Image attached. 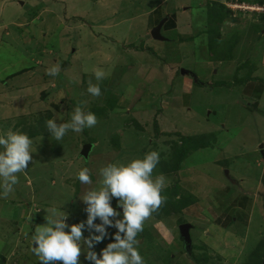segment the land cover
<instances>
[{
    "label": "rangeland",
    "instance_id": "obj_1",
    "mask_svg": "<svg viewBox=\"0 0 264 264\" xmlns=\"http://www.w3.org/2000/svg\"><path fill=\"white\" fill-rule=\"evenodd\" d=\"M213 1L0 0V134L10 128L23 129L29 136L28 129H42L41 135L29 137L32 160L24 172L17 174L14 191L3 198L0 190V264H41L31 250L36 246L31 237L37 225L46 223L47 209L54 207L67 213L65 222L69 226L86 222L87 204L80 198L99 187L102 167L143 158L155 150L160 154L153 170L155 178L163 172L164 164L170 165L174 144L183 142L185 131L197 134L213 128L216 136H203L206 148L191 153L177 175L162 174L165 187L179 179L188 192L200 196L229 185L224 176L236 163L245 159L256 166L257 161H264V103L246 98L242 92L248 81L245 72L251 74L250 78L264 80V5L237 2L236 6L233 0H217L232 12L231 18L219 26L218 37L231 41L228 52L221 48L232 56L224 63L223 55L222 60L216 57V62L208 50V11ZM162 2L163 12L183 14L179 17L187 27L179 34L162 29L171 44L154 39L153 29H148L150 12ZM253 7L258 10L251 11ZM194 19L198 20L195 25L191 22ZM192 27L196 31H191ZM234 32H238L239 40L233 43ZM244 63H248L247 68L241 69ZM53 66L59 69L55 76L48 74ZM95 70L104 72L102 80L97 81ZM190 75L194 78L193 88L188 89L192 105L183 109L184 81ZM89 81L100 87V96L88 93ZM77 105L96 115L94 127L80 133L69 130L61 141L54 140L51 133L42 134L48 130L47 120L66 123ZM88 139L93 149L86 159L81 152ZM233 149H245L248 155L236 158L231 156ZM216 158L225 167L223 172L211 164ZM85 167L91 184H82L77 178L78 171ZM218 176L222 180L214 181ZM111 204L122 219L118 199L113 197ZM194 207L201 209L199 205ZM157 214L162 216L151 215L137 236L144 264H196L189 258L192 251L199 258L209 256L202 246L206 242L202 241L203 224L192 222V250L180 232L181 225L192 220L164 209ZM95 223H101L99 217ZM82 231L85 238L92 234L87 226ZM117 231L108 226V235L92 250L99 255L115 242ZM260 240L251 241V249L262 256ZM83 247L80 264H94L86 259ZM219 250L221 259L211 255V264L250 263L243 258L245 253L236 262L232 248ZM261 259L264 261V257Z\"/></svg>",
    "mask_w": 264,
    "mask_h": 264
},
{
    "label": "clouds",
    "instance_id": "obj_2",
    "mask_svg": "<svg viewBox=\"0 0 264 264\" xmlns=\"http://www.w3.org/2000/svg\"><path fill=\"white\" fill-rule=\"evenodd\" d=\"M254 9L258 10L257 7L250 10ZM58 72L55 66L48 69V74L52 76ZM104 76L103 71L95 70L97 81ZM87 91L93 96L101 95L100 87L91 81ZM97 122L94 113L86 112L77 105L70 113L68 122L58 125L56 120L49 119L46 127L54 140L61 141L69 130L80 133L85 128L94 127ZM31 145L32 141L26 133L9 128L0 134V190L3 198L14 191L13 186L18 183L17 174L24 172L32 160ZM159 161V152L153 150L145 153L143 158H133L127 163L117 161L102 167L99 187L87 191L80 198L87 204L86 222L69 226L65 222L67 213L54 207L47 209L46 223L37 225L31 237L36 245L31 250L41 264H80L82 245L86 259L94 264H144L138 251L140 242L137 236L143 231L144 222L165 199L161 195L165 177L161 174L153 178V170ZM77 178L82 184L92 183L86 167L78 171ZM113 197L118 199L117 206L123 210L122 219L118 218L121 213L111 204ZM98 217L101 223H95ZM86 226L92 233L88 238L84 237L82 231ZM108 226L118 229L115 242L109 243L98 255L92 250L93 246L108 235Z\"/></svg>",
    "mask_w": 264,
    "mask_h": 264
},
{
    "label": "crops",
    "instance_id": "obj_3",
    "mask_svg": "<svg viewBox=\"0 0 264 264\" xmlns=\"http://www.w3.org/2000/svg\"><path fill=\"white\" fill-rule=\"evenodd\" d=\"M162 4L163 2L160 3L149 14V31L154 29L161 20L165 21L162 29H164L166 33L179 34L184 31L187 27L184 26V21H182L183 19L179 17L183 14L177 15L178 12L176 10L174 13L166 14L165 12H163ZM192 11L193 10H191V12ZM185 13H188V10H185ZM197 21V19H194L191 22L197 23ZM193 27L191 28V31H196ZM165 38L167 39L165 42L171 44L170 38ZM183 44H181L180 47H184ZM190 77L192 76L190 75L184 81L185 90L182 95L183 109L191 107L192 105V97L188 89L193 88L194 81L192 79L194 78ZM197 80L198 84H200V80L198 78ZM241 81L245 83V79ZM246 82L247 83L242 91L243 96H245L246 98H254L259 104H263V78L252 76V78L248 79V81ZM176 96L178 97V95ZM211 129L208 132L204 133L189 134L188 131H185L183 133V136L185 137L182 138L189 139L192 142L196 141L203 146L199 147L197 150L191 151L188 156L191 153L198 152V150L201 151L206 148V145L203 143V136L215 135V133H213ZM214 140L216 141V139ZM229 141L230 143H234L233 138H230ZM227 148L228 147H226L225 149ZM261 149L264 158V144L261 146ZM226 151L227 153H229V148ZM247 153L245 152V149H237V151L233 149V153L231 156L236 155L237 158L240 156H244ZM256 163L257 165L254 166L252 165V162L245 159L242 163H236L233 170L226 172L227 177L224 176V179L227 180V182H231L229 185L223 186L222 189L218 188L214 191H208L200 196L195 195L197 202L183 209L181 216L192 220L191 222H189V224H191L192 226L191 230L194 226L192 223L193 221H199V225L203 224V236L207 239L205 240L204 238V240H202L206 241L203 243L205 245H202L201 243L200 245L207 247L209 249L208 252L210 253V255L221 259L220 254L222 252L219 249L223 248L224 250V247H226L230 250L232 248L231 251H233V257L235 255L237 256L236 262L237 260L241 259V256L242 254L244 255V253L245 257L243 258H246L249 262V257L247 254L253 253V249H251V241H258V239H261L260 241L262 243L264 242V161L262 160V163L257 161ZM211 164L214 165L217 169H220V172H223V170H225V167L222 165L221 160H218L217 158L214 159ZM217 178L222 180V176H218L214 181H217ZM200 203H203V209ZM195 205H199L201 207L200 211L194 207ZM215 251L219 253H216ZM183 253L181 254V256L183 255Z\"/></svg>",
    "mask_w": 264,
    "mask_h": 264
},
{
    "label": "trees",
    "instance_id": "obj_4",
    "mask_svg": "<svg viewBox=\"0 0 264 264\" xmlns=\"http://www.w3.org/2000/svg\"><path fill=\"white\" fill-rule=\"evenodd\" d=\"M233 1L234 2H240V3L241 2L242 3H249V4L251 3L253 5H256V4L261 5V6L264 5V0H233ZM231 13L232 12H231V10H229L226 3H223V2L221 3V2H218L217 0H215L210 4L209 11H208V22L207 23L211 27L209 29V32L211 33V38H210V42H209L210 44L208 45V50L210 51V53L212 54V56L216 62H219V59H217L216 57L219 56L221 58L220 54L223 55V57H224V59H223L224 63H226L228 60H230L232 58V56L230 54H228V53L226 54L225 51H223V52L221 51V48H223L228 52L227 45H229V44L231 45V41L225 42V40L218 37V36H221V34L219 33V26L223 25L226 21H228L231 18L230 17ZM263 16H264V14H262V18H263ZM234 36H235V38H234ZM235 39L239 40L238 32H234L233 43H234ZM223 44H225L226 46ZM217 49H218V53L216 52ZM220 60H222V58ZM247 65H248V63H244L242 65L241 69H246ZM248 70H250V68ZM245 76H247L246 79H250L251 74H246V72H245ZM243 79H245V77H243ZM253 107H255V106H253ZM57 108H59V106H57ZM23 131L24 130L22 129V132ZM41 131H42V129L40 126H36V127L31 128V129H28L29 137H31V138L37 137L38 135H41ZM49 133L50 132L48 130H45L44 133L42 132V134H47V135ZM91 142H92L91 139H88L85 141V143H91ZM199 147H203L202 144H199L196 141L192 142L189 139H184L183 142L180 140L178 142H176L174 144L175 152L172 155L174 157L172 159L170 158V162H169L170 165L169 166L167 164L163 165L164 168H163V170H162L163 172H161V174L164 175L166 173H174L175 172L177 175L179 173V171L181 170V165H182L183 161L186 159V157L188 156V154L191 151L197 150ZM188 191L189 190H186L184 187H182L180 185L179 179H177V181L174 182L172 185L164 187L162 192H161L162 197L165 198L164 202L162 203V205L160 206V208L156 212L152 213V215L160 218L162 215L157 214V212H159V211L161 212V209L166 210L167 213L168 212H170V214L172 213L174 216L182 215V211L184 208H186V207L197 202L195 195H192ZM180 223H182V222H180ZM263 243H261V246H264ZM203 248H205L207 251H209V249L207 247H203ZM249 257L252 259L251 260L249 258V261H250L249 264H264V261L261 259V257H264V253L262 256H259L256 253H251V255ZM257 257H260L259 261L254 260ZM190 260L194 261L196 264H202L203 261H205L206 264L212 263V258H211L210 254L208 257L205 256L203 258H199L198 255L195 254L194 251H192V254L190 255Z\"/></svg>",
    "mask_w": 264,
    "mask_h": 264
},
{
    "label": "water",
    "instance_id": "obj_5",
    "mask_svg": "<svg viewBox=\"0 0 264 264\" xmlns=\"http://www.w3.org/2000/svg\"><path fill=\"white\" fill-rule=\"evenodd\" d=\"M165 21L160 22L151 32V35L153 36L154 39L159 40V41H166L167 39L162 35L161 30L164 25ZM93 149V144L92 143H87L84 145L82 148L81 155L88 159L89 155ZM69 223V222H68ZM191 224L186 223L182 224L180 227V232L183 238V241L192 249V237H191Z\"/></svg>",
    "mask_w": 264,
    "mask_h": 264
},
{
    "label": "built area",
    "instance_id": "obj_6",
    "mask_svg": "<svg viewBox=\"0 0 264 264\" xmlns=\"http://www.w3.org/2000/svg\"><path fill=\"white\" fill-rule=\"evenodd\" d=\"M237 6V5H236Z\"/></svg>",
    "mask_w": 264,
    "mask_h": 264
}]
</instances>
